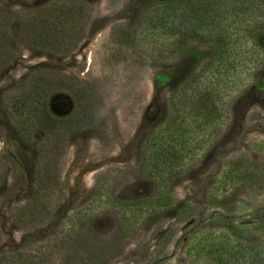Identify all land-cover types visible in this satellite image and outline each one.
Listing matches in <instances>:
<instances>
[{"label":"rangeland","instance_id":"rangeland-1","mask_svg":"<svg viewBox=\"0 0 264 264\" xmlns=\"http://www.w3.org/2000/svg\"><path fill=\"white\" fill-rule=\"evenodd\" d=\"M48 1L0 7L21 18ZM81 1L89 14L67 54L28 48L21 25L9 33L0 96L37 68L52 69L94 93L101 123L61 142L53 173L42 178L51 188L37 190L41 133L21 137L0 103V264H264V60L250 75L257 85L238 92L227 121L207 131L197 165L162 178L166 168L154 173L137 163L139 149L160 123L165 93L212 56L207 40L187 42L186 51L198 46L203 58L185 51L175 65H151L147 54L158 53L134 22L148 0ZM252 14L257 20L261 11ZM239 17L232 31L246 35L251 19ZM230 59L237 64V54ZM48 100L57 113L75 107L69 92Z\"/></svg>","mask_w":264,"mask_h":264},{"label":"trees","instance_id":"trees-1","mask_svg":"<svg viewBox=\"0 0 264 264\" xmlns=\"http://www.w3.org/2000/svg\"><path fill=\"white\" fill-rule=\"evenodd\" d=\"M254 10L261 11L257 20ZM88 14L89 6L81 0H51L27 10L21 18L0 7V71L12 58L9 33L16 25H21L20 34L28 48L62 55L80 39ZM244 14L250 17L252 26L246 35L240 29V36L232 31L231 24ZM134 22L158 53L147 54L151 65L179 63L187 42L196 39L206 38L212 52L189 82L181 76L165 93L160 123L151 129L139 149L137 163L140 161L154 173L166 168L168 173L160 176L173 178L197 165L207 131L220 129L227 121L226 108L236 94L257 85V77L250 75L264 60V45L256 43L264 39V0H148ZM232 39L237 43L235 49ZM187 52L203 58L198 46ZM234 53L237 64L230 59ZM238 73L247 79L238 83ZM58 91L69 92L74 98L75 107L68 114L50 108L48 96ZM0 103L21 137L28 138L33 130L41 133L42 142L37 147L41 165L34 173L37 190L43 186L42 178L53 173L61 142L81 129L95 130L101 123L94 93L52 69L37 68L21 86L3 91ZM43 187L50 189L51 185Z\"/></svg>","mask_w":264,"mask_h":264}]
</instances>
